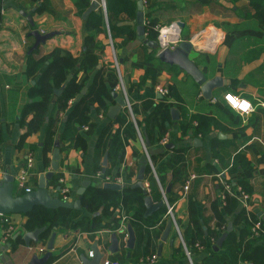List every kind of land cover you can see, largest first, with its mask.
I'll use <instances>...</instances> for the list:
<instances>
[{
	"label": "crops",
	"instance_id": "obj_1",
	"mask_svg": "<svg viewBox=\"0 0 264 264\" xmlns=\"http://www.w3.org/2000/svg\"><path fill=\"white\" fill-rule=\"evenodd\" d=\"M43 3L45 8L41 9ZM145 13H149L159 24H167L174 20L182 21L184 39L211 25L225 33L223 43L214 52L193 49L189 55L207 79L217 76L223 79V86L213 90L212 98L207 99L203 96L200 85L186 71L181 70L177 65L162 62L157 54L154 55L152 52L156 49H151L139 40L135 19L124 13L111 15L114 22L135 26V34L120 35L116 40V47L113 42V50L110 44L109 26L106 30L99 31L96 39L103 48L99 51L101 59L98 66L88 71H80L78 66L68 70L66 82L60 89L55 90L42 125L21 140L23 134L28 132V127L23 121H28L32 116L23 117L26 104L42 99L40 97L32 99L29 96V89L38 79V75L32 76L28 72V56L32 53L29 51L36 41L32 31L37 29L44 30L45 33L56 32V35L38 47L40 54H52L46 64L62 55L73 54L82 58L86 19L77 15L72 0H0V147L3 177L6 173L14 176L15 194H25L24 190L17 186L16 177L26 165L28 156L32 155L34 167L30 185L33 190L36 189L40 174L51 170L55 144L58 142L60 161L58 171L50 181L51 196H59L57 191L60 177L65 178L70 186V201L78 198L77 191L86 180L90 181L88 187L105 188V182L96 176L98 163L96 158L100 155L102 167L100 171L105 170L106 174L109 170V175L121 178L120 185L124 187L117 190L120 192L126 188H136L133 185L138 180L140 167L145 165L143 184L148 181V176L154 177L157 189L151 192L149 184L147 195L156 204L162 201L163 194L148 160V155L150 158L151 155L155 156L154 161L151 158L153 168L169 199L175 203L182 231L188 227V231L192 233V230L197 229L198 226L205 233V247L192 260L198 263L213 252H226L222 248L223 245L215 250L214 245L218 239L213 240L218 222L217 216L224 212L223 205L218 204L222 181L227 180L237 184L238 181L243 180L248 184L252 190L249 194L250 200L245 206L239 199V210L245 208L249 219L255 217L264 224V105L262 104L264 103V25L255 17V10L250 0H145ZM28 16L32 17L34 26L30 24ZM111 40L113 41L112 37ZM114 55L119 62L128 98L131 104L139 109L137 117L140 122L145 124L149 115L161 102L169 101L171 109L175 108L179 112V118L174 120L170 109L171 119L163 127L155 123L151 133L146 131L142 133L144 140L147 137L150 142L146 149L139 137L131 139L120 157H110L108 151L119 124H114L107 148L98 150L99 138L104 127L127 111L123 107L114 118L108 116L110 108L117 104L115 98L107 111L100 110L97 102L89 101V122L84 126L76 125L78 133L85 141L84 145L76 143L74 133L64 136L73 129L66 124V121L73 104L79 100V95L70 100L71 104L69 103L66 111L58 114L55 107L56 98L73 79L83 87L81 95L87 93L97 70L102 66L106 88L112 92V95L113 92H117L119 75L114 67ZM157 86L172 88L173 97L167 98L166 95H162L156 89ZM57 90L60 93H57ZM226 93L249 99L255 105V111L247 116L239 115L224 100ZM185 112L189 115L199 114L211 118L213 123L206 129L205 137L195 136L193 129L183 130L179 122ZM52 116H60V118L53 144L49 146L46 137ZM194 124L196 125L197 122L195 121ZM142 129H146L144 125ZM161 134H164L163 138H168L167 144L161 143L163 138L159 140ZM196 139H200L201 143ZM106 154H108L107 166L104 169ZM173 161L178 162L176 170ZM164 164H166L165 169L158 171L157 169L163 168ZM148 167L151 169L149 173H147ZM191 176L195 178L191 179ZM188 180L190 186L185 191L184 185ZM163 207L150 216H145V209L144 218H152L156 223L144 230L141 239L137 237L132 227L136 235L133 249L126 246L127 240L124 239L122 232H112L109 227L94 233L80 229L55 228L50 237L56 232L52 256L57 255V257L47 264H83L81 255L85 254L92 259L88 253L92 251L95 243L98 244L99 251L104 254L102 260L112 259L120 264H143L145 259L156 255L157 260L151 264H186L187 260L176 251L181 243L176 233L171 230L168 239L162 240L166 228V225L162 227L159 223L163 217ZM79 211L82 216H93L83 204ZM129 215L124 206L120 205L114 209L111 217L104 219V222H110L116 217H120V222L123 216L129 217ZM8 217L16 229L11 238H5L1 219L0 264H29L34 255L42 257L47 253L50 237L44 243L41 234L39 242L31 241L29 245L26 244L24 235L29 232L25 227L27 214H11ZM234 221L233 214L227 224V228L229 223L233 225L229 235L232 232L239 235L243 228L242 223L235 224ZM128 223H130L129 219L126 226ZM157 232L159 235L155 234ZM113 233L119 237L120 250L116 253L109 251ZM251 240L252 238L248 237L244 243L249 245ZM256 244L264 246V237L256 241ZM239 264L253 263L241 261Z\"/></svg>",
	"mask_w": 264,
	"mask_h": 264
},
{
	"label": "trees",
	"instance_id": "obj_2",
	"mask_svg": "<svg viewBox=\"0 0 264 264\" xmlns=\"http://www.w3.org/2000/svg\"><path fill=\"white\" fill-rule=\"evenodd\" d=\"M92 0H72L74 7L76 8L77 15L82 16L83 13L90 6ZM251 6L255 10V17L264 25V0H250ZM45 8V4H42L41 9ZM137 2L136 0H106V13L103 8L100 7L96 11H93L88 18L84 21V54L83 57L74 56L73 54L62 55L55 57L53 60L46 64L49 56L52 54H40V49L33 51L28 56V72L32 76L38 75L36 83L29 89V96L32 99L42 98L40 100H33L27 103L23 117L32 115L28 121H23L28 127V132L24 133L21 140L25 139L31 131L39 129L43 123L44 115L48 109L49 104L54 98L55 90L60 89L66 82L67 71L78 66L81 71H88L95 69L100 63L99 51L103 48L102 44L97 41L96 35L99 31L106 30L109 26L110 34L113 39L115 47L117 46L116 40L120 35L132 36L135 34V26L129 24H119L111 19V15H119L121 13L127 14L131 19L136 18ZM146 15V33L147 38L150 40H156L158 37L157 26L160 25L155 18H152L149 13ZM153 54H157V50H152ZM54 55V54H53ZM114 71V70H113ZM104 68L103 66L97 70V74L89 87V90L84 95H81L83 87L77 84L75 79L70 81L63 92L56 98L55 107L60 114L62 111H66L69 107V101L79 95V100L75 102L68 113V120L66 124L73 127L64 136L75 134L76 143L84 145L85 141L78 133L76 125L84 126L89 120L90 102H97L100 110L107 111V109L114 102V96L105 85L104 82ZM168 88V87H167ZM169 89L167 98L173 97V89ZM170 102H161L157 104L155 109L149 115L145 124L138 119L139 109L132 105L133 114L136 118L138 128L142 133L152 132L155 123L160 127H163L167 121L171 119ZM59 117L52 116L49 120L47 127L46 140L48 145L53 144V137L56 133V127L59 121ZM197 122L195 125L194 122ZM213 121L211 118L192 114L187 112L183 114L179 124L184 131L193 129L195 136L205 137L206 129L211 125ZM73 124L75 126H73ZM114 124H119L116 129L112 143L108 149L110 157H120L124 147L129 143L131 139L138 138V131L133 125L130 115L127 113L117 116L110 124L106 125L101 133L98 142V150L106 149L110 136L112 134V128ZM143 125L146 129H142ZM164 134H161L159 140L163 138ZM214 149V148H213ZM101 156L96 158L98 163L96 165V172L102 169L100 165ZM152 160H155V156L151 155ZM174 169H178V162L173 161ZM158 168V171L165 169ZM148 167L147 173L150 172ZM106 174L109 175L110 171L107 170ZM151 192H155L157 189L155 179L152 176H148ZM230 182V181H229ZM233 184V183H232ZM233 186H241L242 189L251 194L252 190L243 180L238 181ZM220 190H223L221 186ZM150 192V193H151ZM155 197V194L152 193ZM146 195L141 188H126L123 192L106 189L103 187L90 186L82 196V204L87 208V211L92 213L93 216H82L79 210L57 208L47 209L42 206L35 207L30 213H28V220L26 222V229L29 231L36 228L46 227V230L42 233L41 238L45 243L50 237L51 232L55 228L61 229H80L89 233H94L104 227H109L112 232L117 231L119 227L120 217L114 218L110 222H104V219L111 217L114 214V209L123 205L126 212L129 213V221L134 228L137 237L140 239L145 229H148L155 225V221L152 218H144L145 212V200ZM162 199V198H161ZM221 204V201H218ZM222 205V204H221ZM239 195L228 196L225 205H223L224 212L218 214V222L215 228V234L213 240L216 241L220 234H222L229 222L230 216L235 215V221L243 224V228L240 234L232 232L226 241L223 243V249L226 252H213L205 256L201 262H193V264H239L242 262H250L253 264H264V246L256 244L255 242L264 237V224H261V229L257 234L254 233L253 227L257 222V218H248L246 211L242 208L239 210ZM98 211H101L98 213ZM132 212V213H130ZM163 217L159 220L162 227H165L167 220L165 219V208L162 209ZM247 215V216H246ZM80 217V218H79ZM188 228V227H187ZM183 231V239L187 250L191 253V259L196 254L203 251L205 247L206 239L203 230L193 229L192 233L188 229ZM159 235V232L155 233ZM251 237L249 245H246L245 239ZM201 247V248H200ZM185 246L180 243L179 248L176 251L179 252L182 258L187 260L186 264H191L186 254ZM248 251V252H247ZM57 255L51 257L52 262Z\"/></svg>",
	"mask_w": 264,
	"mask_h": 264
},
{
	"label": "water",
	"instance_id": "obj_3",
	"mask_svg": "<svg viewBox=\"0 0 264 264\" xmlns=\"http://www.w3.org/2000/svg\"><path fill=\"white\" fill-rule=\"evenodd\" d=\"M137 2V12H136V30L137 35L140 41L146 44L151 49L157 48V43L155 40H150L146 36V15H145V0H136ZM101 7L100 2L94 0L91 2L90 6L87 10L83 13L82 18L87 19V17L95 10ZM28 20L32 26H34V22L31 16H28ZM181 28H184V23L182 21L178 22ZM56 35V32H49L42 34L39 30L34 29L32 31V36L35 38V44L30 49L29 53L38 49L41 44H44L48 39L52 38ZM193 50V45L188 40H183L180 44L174 49H165L157 54L158 58L167 64L170 65H177L181 70L186 71L187 74L192 76L197 84L200 85L202 94L205 98L210 99L212 98V92L215 88L223 86V79L220 76H217L212 79H207L203 71L200 67L190 58V53ZM57 93L60 91L57 90ZM113 96L117 101L115 106L110 108V112L108 116L114 118L123 107H125V98L122 95H119L117 92H113ZM172 117L174 120L179 118L178 110L175 108L171 109ZM200 141V139H196ZM145 145L149 146L150 142L148 138L145 139ZM56 148L53 154V160L51 163V170L46 173H41L38 186L36 189L32 190L31 192L16 195L15 194V177L11 174L6 173L0 182V222L3 216L11 215V214H28L30 213L35 207L42 206L47 209H57V208H67V209H81L82 206V196L86 192L87 187L90 185V181L86 180L82 182L81 187L78 189L77 194L78 198L74 201H64L59 197H53L49 193V186L50 181L54 179L56 172L59 168V161H60V151H59V143L56 142ZM170 145H168L169 147ZM107 157L108 154L105 155L103 167L106 169L107 166ZM146 166L142 165L140 167L137 182L133 185V187L141 188L146 195L144 203L146 206L145 216H150L155 211L161 209L163 207V201L159 203H154L152 198L147 195V190L144 187L143 180L145 174ZM105 172V170H103ZM105 188H111L116 190H121L124 186L118 183H105ZM128 234L129 237L126 241V246L129 249H133L135 247L136 242V235L132 228V225L128 223ZM233 225L229 223L227 230L218 238L214 245V249L218 250L228 237L229 233L232 231ZM46 230V227L36 228L33 231H29L25 233L24 240L27 245L31 243V241H35L36 243L40 240V235ZM172 230V221L168 220L166 224V228L162 235V240L165 241L168 239L170 232ZM56 238V232H53L48 244H47V253L44 254L42 257L38 255H34L29 264H47L51 257H52V250L54 248V241ZM119 237L116 233H113L111 236V244L109 246V251L112 253L119 252ZM92 251L94 253V257L89 259L85 254L81 255V260L83 264H100L104 254L99 251L98 244L95 243L92 246ZM151 264V263H146Z\"/></svg>",
	"mask_w": 264,
	"mask_h": 264
},
{
	"label": "built area",
	"instance_id": "obj_4",
	"mask_svg": "<svg viewBox=\"0 0 264 264\" xmlns=\"http://www.w3.org/2000/svg\"><path fill=\"white\" fill-rule=\"evenodd\" d=\"M94 1V0H92ZM98 2H100L101 7L103 8L104 12L106 13V0H96ZM180 20H174L170 23L167 24H160L158 25L156 28L158 30V37L155 40L157 43V54L165 49H174L176 48L181 41L183 40H188L192 43L193 45V49L197 50V51H202V52H214L217 47L223 43L224 39H225V33L218 27L216 26H208L203 28L202 30L192 34V36H190L188 39H184L182 36V28L179 25ZM42 34H45L44 30L40 31ZM147 35V33H146ZM110 44L112 49L114 50V45H113V41L111 40L110 37ZM114 67L117 70V73L119 75V81L117 83L116 86V91L119 92L124 98H125V109L127 110V113L130 115V118L132 119V123L134 124V126L136 127L137 131H138V137L143 145V147L146 149V145H145V140L143 137L142 132L139 130L137 122H136V118L133 114V110H132V104L128 98V94H127V88L126 85L121 77V72H120V66H119V62L116 58V56L114 55ZM156 89L162 94V95H168L169 94V89L167 87H163V86H157ZM228 94V93H226ZM226 94L224 95V100L227 102V104L229 105V107L231 109H233L235 112H237L239 115L241 116H247L250 113L255 111V105L253 104V102H251L249 99L242 97V96H237L231 93V95L234 98H238L239 102L240 100H247L250 102L251 104V108L247 109V110H243L242 108L239 107H235L232 102L228 101L226 99ZM71 104V101L69 102ZM264 105V103H262ZM261 104V105H262ZM162 144H167L168 143V138L165 137L162 139L161 141ZM148 160L149 163L152 166L153 169V174L155 175V177L157 178V182L160 186V189L162 191L163 197H162V201H163V206L165 208V219L171 220L172 221V230L176 233V236L178 237V239L180 240V242L185 246V242L183 239V231L182 228L180 226V223L178 221L177 218V214H176V207H175V203H173L170 199L169 196L166 194V191L164 190V188L162 187L158 175L156 173V170L153 168V163L151 158L148 155ZM34 167V158L32 155H29L27 158V162L26 165H24L19 174L16 177V184L17 186L24 190L25 193L31 192L33 189L30 185V180H31V176H32V169ZM96 176L98 178H100L102 181H104L105 183H122L121 178L119 177H115L112 175H107L105 174V172L102 171H98ZM3 177V168H2V150L0 147V179H2ZM195 178V176H191V179ZM58 183H59V189H58V197L61 198L64 201H70V186L67 182V180L63 177H60L58 179ZM190 186V180H188L185 185H184V189L185 191H187L189 189ZM222 186H223V190L220 193V201L222 205H225L226 203V199L228 196H235V195H239V199L241 200L243 205H247L249 200H250V195L245 192L241 186H233V184L229 181H222ZM144 187L146 188V190H149V182L145 181L144 182ZM10 215H5L2 217V224H4V236L5 238H11L15 228L14 223L10 220V218L8 217ZM127 221H128V217L123 216L121 218L119 227L117 229L118 232H122L123 233V237L125 240L128 239L129 234L127 231ZM261 229V222L257 221L253 227V231L255 234H257L259 232V230ZM201 248V247H200ZM186 254L190 260V263H192V259H191V253L187 250L186 248ZM88 256L90 258L94 257V253L93 251H89ZM157 260V256L153 255L150 258L145 259L144 263H154ZM101 264H120L118 261L116 260H112V259H103L101 261Z\"/></svg>",
	"mask_w": 264,
	"mask_h": 264
},
{
	"label": "clouds",
	"instance_id": "obj_5",
	"mask_svg": "<svg viewBox=\"0 0 264 264\" xmlns=\"http://www.w3.org/2000/svg\"><path fill=\"white\" fill-rule=\"evenodd\" d=\"M226 99L230 102H232V104L235 106V107H239V108H242L243 110H247L249 108H251V104L249 101L247 100H240L239 102L238 101V98H234L231 93H228L226 94Z\"/></svg>",
	"mask_w": 264,
	"mask_h": 264
},
{
	"label": "rangeland",
	"instance_id": "obj_6",
	"mask_svg": "<svg viewBox=\"0 0 264 264\" xmlns=\"http://www.w3.org/2000/svg\"><path fill=\"white\" fill-rule=\"evenodd\" d=\"M182 36H184V34L182 33Z\"/></svg>",
	"mask_w": 264,
	"mask_h": 264
}]
</instances>
